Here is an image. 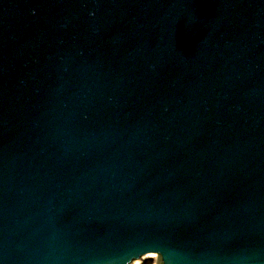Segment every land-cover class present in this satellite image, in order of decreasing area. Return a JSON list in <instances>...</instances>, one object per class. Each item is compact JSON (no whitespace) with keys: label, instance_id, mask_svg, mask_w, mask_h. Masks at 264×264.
Returning a JSON list of instances; mask_svg holds the SVG:
<instances>
[{"label":"water","instance_id":"95a60500","mask_svg":"<svg viewBox=\"0 0 264 264\" xmlns=\"http://www.w3.org/2000/svg\"><path fill=\"white\" fill-rule=\"evenodd\" d=\"M264 264V0H0V264Z\"/></svg>","mask_w":264,"mask_h":264},{"label":"bare ground","instance_id":"6f19581e","mask_svg":"<svg viewBox=\"0 0 264 264\" xmlns=\"http://www.w3.org/2000/svg\"><path fill=\"white\" fill-rule=\"evenodd\" d=\"M146 257H151V258H153V261H154L153 264H156V260L158 259V254H157V253H147V254H144V255H142L141 257H139V258H137V259H135V260H132V261L130 262V264H139L140 261H141V259L146 258Z\"/></svg>","mask_w":264,"mask_h":264},{"label":"rangeland","instance_id":"374dc122","mask_svg":"<svg viewBox=\"0 0 264 264\" xmlns=\"http://www.w3.org/2000/svg\"><path fill=\"white\" fill-rule=\"evenodd\" d=\"M153 263H154L153 258L146 257V258L141 259L139 264H153Z\"/></svg>","mask_w":264,"mask_h":264}]
</instances>
